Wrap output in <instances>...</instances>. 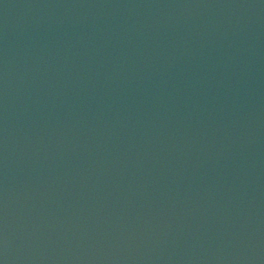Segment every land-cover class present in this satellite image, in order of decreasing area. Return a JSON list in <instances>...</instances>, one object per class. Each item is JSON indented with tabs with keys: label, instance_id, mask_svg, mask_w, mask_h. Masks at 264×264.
<instances>
[{
	"label": "water",
	"instance_id": "95a60500",
	"mask_svg": "<svg viewBox=\"0 0 264 264\" xmlns=\"http://www.w3.org/2000/svg\"><path fill=\"white\" fill-rule=\"evenodd\" d=\"M0 264H264V0H0Z\"/></svg>",
	"mask_w": 264,
	"mask_h": 264
}]
</instances>
